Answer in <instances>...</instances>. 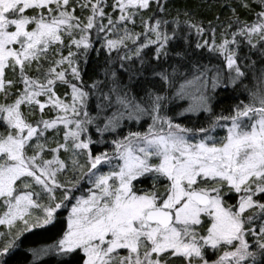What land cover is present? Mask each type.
I'll return each mask as SVG.
<instances>
[{"label": "snow or ice", "instance_id": "6c2138e0", "mask_svg": "<svg viewBox=\"0 0 264 264\" xmlns=\"http://www.w3.org/2000/svg\"><path fill=\"white\" fill-rule=\"evenodd\" d=\"M0 264H264V0H0Z\"/></svg>", "mask_w": 264, "mask_h": 264}]
</instances>
